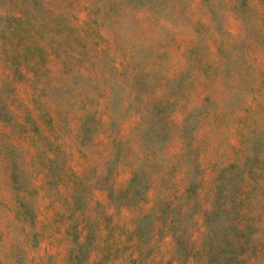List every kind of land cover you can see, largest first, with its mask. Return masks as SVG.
Instances as JSON below:
<instances>
[{
  "label": "rangeland",
  "instance_id": "374dc122",
  "mask_svg": "<svg viewBox=\"0 0 264 264\" xmlns=\"http://www.w3.org/2000/svg\"><path fill=\"white\" fill-rule=\"evenodd\" d=\"M0 264H264V0H0Z\"/></svg>",
  "mask_w": 264,
  "mask_h": 264
},
{
  "label": "trees",
  "instance_id": "16d2710c",
  "mask_svg": "<svg viewBox=\"0 0 264 264\" xmlns=\"http://www.w3.org/2000/svg\"><path fill=\"white\" fill-rule=\"evenodd\" d=\"M140 222H141V224H142L141 219L139 220V232H142V230L140 229ZM171 223H172V219H171Z\"/></svg>",
  "mask_w": 264,
  "mask_h": 264
}]
</instances>
